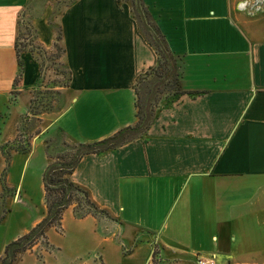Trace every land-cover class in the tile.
Masks as SVG:
<instances>
[{"label": "crops", "instance_id": "crops-1", "mask_svg": "<svg viewBox=\"0 0 264 264\" xmlns=\"http://www.w3.org/2000/svg\"><path fill=\"white\" fill-rule=\"evenodd\" d=\"M142 2L174 56L179 92L161 96L143 134L83 154L69 174L108 214L76 216L68 205L59 226L45 228L47 247L37 241L13 264H264V2ZM51 11L0 0L1 101L23 97L26 109L39 75L24 49L12 81L21 15L45 49L58 26L70 76L63 104L38 115L31 147L42 145L43 168L42 137L54 128L89 142L132 124L135 79L156 62L129 0H71L49 21ZM63 250L69 257L51 261Z\"/></svg>", "mask_w": 264, "mask_h": 264}, {"label": "trees", "instance_id": "trees-1", "mask_svg": "<svg viewBox=\"0 0 264 264\" xmlns=\"http://www.w3.org/2000/svg\"><path fill=\"white\" fill-rule=\"evenodd\" d=\"M129 2L130 9L137 21L140 31L156 52L155 64L139 73L133 85L136 119L132 124L124 125L107 136L89 142L67 141L63 137L61 130L58 129L57 132L61 138V143L65 148L60 150L56 155H52L48 151L50 139L47 137L43 139L45 153L48 158L41 172L43 201L45 207L44 215L24 233L8 241L4 245L0 264H10L11 261L16 258L18 253L31 247L37 241L43 240V242H45V228L49 225L59 226L62 210L68 205L72 206L73 214L76 216H82L88 213L92 215H107L108 213L105 208L99 207L90 198L87 189L72 181L69 174L83 154L90 152L101 154L107 149L115 148L118 145L143 134L153 117L154 109L161 96L179 92L175 59L167 46L164 36L158 29L157 25L153 22L142 0H129ZM18 22L19 28L13 44L17 64V71L12 80L13 84H16L20 77L21 59L19 54L22 50L29 49L31 52H35L36 50L38 54H44V52L48 50L35 42H33L34 44H31L30 42L28 46L29 48H27L26 45H28L29 42L24 43L21 37L22 31L20 28V18ZM25 25H27L28 28H31L28 23H25ZM32 34L34 37L33 31ZM59 38V32L56 31L52 47L58 51L55 55L58 57L61 56L63 51V48L59 43ZM35 59L38 62L40 71L39 60L37 57H35ZM64 69L65 79L60 85L66 87L68 85L70 74L65 65ZM148 75L150 77L146 79V76ZM144 79L146 80L141 85L144 88L142 91L139 89V84ZM34 93V96H31L27 103V109L30 114L38 117V115L43 112L54 110L55 107L52 104V95L59 94V88H46L42 90L36 88ZM43 93L47 94L45 100H43ZM36 95L39 96L35 100L34 97ZM3 156L7 159L8 153H5Z\"/></svg>", "mask_w": 264, "mask_h": 264}, {"label": "rangeland", "instance_id": "rangeland-1", "mask_svg": "<svg viewBox=\"0 0 264 264\" xmlns=\"http://www.w3.org/2000/svg\"><path fill=\"white\" fill-rule=\"evenodd\" d=\"M69 1L71 0H35V3L39 9L40 6L43 7L47 3L52 6V11L48 15L50 21V19H54L62 5ZM25 23L29 25L27 17L21 15V37L24 43L29 42L26 45L29 48L28 46L33 38V30L28 28ZM55 30L58 32L57 25ZM57 52L53 47L46 50L44 54H38L36 50L32 52V55L39 60L40 71L35 86L28 91L29 99L34 96L36 88L41 90L59 88L60 93L52 95L54 110L63 104L64 94L66 93L65 87L60 85L65 79L64 64L61 56H55ZM149 77V75L146 76V79ZM146 79L139 84V89L142 91L144 88L141 85ZM38 96L34 97L35 100ZM42 96L43 100L47 98L45 93ZM25 106L23 97L5 101L0 99V258L3 255L4 245L13 239L18 232L27 229L30 221L42 215L44 210L41 182L43 169L42 145L38 144L34 148L32 145L31 147V143L35 138L36 142L38 141L39 137L37 136H39L44 124L40 117L30 114ZM56 130L57 128H54L53 131L45 135L51 140H49L48 151L52 155H56L65 148ZM6 135L9 137L2 139ZM29 149L32 150V155L27 159V152L24 151ZM5 153H8L7 159L3 156ZM39 245L43 248L47 247L43 240L39 241ZM69 255L67 250L56 252L53 257L51 255V261H57L69 257ZM36 257H39V254H36ZM27 258L29 257L26 256L23 259L16 260L15 264H23ZM13 260L10 264H13Z\"/></svg>", "mask_w": 264, "mask_h": 264}, {"label": "built area", "instance_id": "built-area-1", "mask_svg": "<svg viewBox=\"0 0 264 264\" xmlns=\"http://www.w3.org/2000/svg\"><path fill=\"white\" fill-rule=\"evenodd\" d=\"M251 2L254 4H257V3L264 2V0H251ZM195 264H213V261L211 258H204V257L198 256L195 259Z\"/></svg>", "mask_w": 264, "mask_h": 264}]
</instances>
